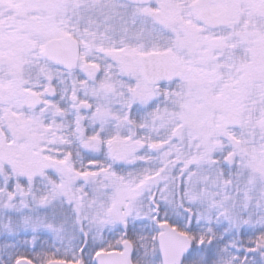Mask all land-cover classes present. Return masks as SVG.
I'll return each mask as SVG.
<instances>
[{
    "label": "snow or ice",
    "instance_id": "6c2138e0",
    "mask_svg": "<svg viewBox=\"0 0 264 264\" xmlns=\"http://www.w3.org/2000/svg\"><path fill=\"white\" fill-rule=\"evenodd\" d=\"M0 264H264V0H0Z\"/></svg>",
    "mask_w": 264,
    "mask_h": 264
}]
</instances>
